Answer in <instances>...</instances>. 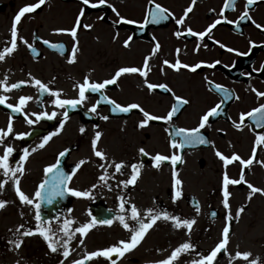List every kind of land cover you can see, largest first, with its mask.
Listing matches in <instances>:
<instances>
[{
  "label": "flooded vegetation",
  "instance_id": "af4514ba",
  "mask_svg": "<svg viewBox=\"0 0 264 264\" xmlns=\"http://www.w3.org/2000/svg\"><path fill=\"white\" fill-rule=\"evenodd\" d=\"M37 2L0 0V50L10 46L12 23L20 9ZM246 2L237 0L235 8L225 9L221 16L224 0H196L181 25L175 21L183 15L192 0H153L152 3L150 0H105L104 4H100L99 0H89L87 5L83 0H46L40 8L25 13L17 25V49L0 61V80L7 77L6 83L9 85L29 81L11 91L0 88V95L7 97L5 104L0 105V129L7 130L10 118L13 123V132L5 138V144L0 145V155L5 146L13 147L10 162L15 166L23 149H29L30 155L24 162L25 172L20 177V187L30 198H34L39 184L46 178L45 167L55 163L60 152L67 150L65 156L59 157L60 167L66 173H71L81 160L85 161L76 170L68 186L76 190H90L91 196L74 197L66 194L62 199L57 198L53 205L42 204L43 210L52 208L54 211L58 205L67 203L63 211L57 212L61 214V219L53 222L54 226L76 211L79 215L71 225L74 228L91 222L93 215L100 219L112 218L113 223L96 224L90 230L123 228L119 221V225L115 222L120 203L118 198L123 197L127 201L125 209L135 204L141 215L148 208L166 209L181 218L194 219L196 226L223 230L229 224L226 217L230 211L232 228L238 223L250 228H264V195L254 193L249 200L250 189L247 187V183H251L264 189V163L257 162H264V143L257 146L253 164L247 167L239 161H233L225 168L223 161L216 155L217 151L228 157L235 153L247 160L253 155L257 134L264 132L247 117L240 129L235 127V123L240 122L241 113L264 104V97L257 96L253 91L264 92V27H256V24L264 26V0H255L248 9L251 19L240 20ZM157 3L170 13L167 20L159 23L152 22L149 15ZM77 17L80 18V25L77 27L76 40L70 32L55 31L76 26ZM121 17L124 19L121 20ZM217 19L221 23L211 33L206 32L202 40L186 32L188 27L197 33L205 31ZM129 20L134 23H128ZM177 31L183 34L178 37L175 34ZM19 37L32 44L37 54H33ZM129 37L132 39L125 46L124 42ZM44 40L62 43L65 47L62 51L53 49L44 44ZM157 43L160 48L153 54ZM220 43L226 47H220ZM74 44L78 50L75 62L70 63ZM228 48L234 51L230 52ZM145 58H148L150 71L144 68ZM177 59L189 65L204 63L196 71L185 68L176 70L164 64L165 60L172 64ZM121 67H137L148 74L145 77L139 72L123 73L116 83L106 85L102 94L120 105L137 103L149 114L163 117L176 103V96L187 99L189 103L169 121H149L144 127H139V122L145 119L139 109H132L128 113L112 112V105L102 102L97 105L95 112H90L89 109L96 104L101 93L86 92L87 99L82 105L68 109L69 119L59 134L52 137L44 148L38 147L43 136L59 126L64 109L53 105L50 101L54 97L48 94L43 97L42 106L37 103L39 93L31 83L33 77L44 83L50 82V88L62 90V99H70L78 97V88L74 85L83 83L86 76L90 82H103L111 79ZM148 83L165 84L171 91L159 87L150 90ZM216 85L222 86L229 95L218 91ZM21 96H32L33 99L22 106L21 112H13L7 104H19ZM217 104L221 105L219 114L210 117L200 130L209 143L184 148L171 147L172 140L180 139L171 134L175 129L198 127L202 115ZM40 111H56L57 115L52 120L43 118L29 125L26 117L35 120L32 113ZM103 116L109 119L104 120ZM81 127L85 128L84 133L80 132ZM97 131L102 133L97 147L106 152L105 160L96 157L92 150L91 141ZM18 133L31 135L17 138ZM141 147L150 155L146 157L140 154ZM33 148L37 150L32 152ZM156 153L169 156L177 154L182 159L174 166L166 161L156 168L151 160ZM111 161H123L126 167L122 173H115L114 176V165L109 167V179L105 186L98 179L104 171L99 165L104 163L107 167ZM141 162L143 168L136 184L127 187L120 184L121 180L130 178L131 164ZM242 167L247 183L229 186L230 208L225 209L223 174L227 171L229 178L239 179ZM173 169L182 181L179 189L182 195L175 202L172 199ZM5 179L0 170V180ZM93 184L97 185L95 189L91 187ZM67 197H72L71 202ZM0 200L8 201L3 209L9 216L5 221L0 220V264L27 262L26 255L20 257L19 251L23 250L24 254L28 247L22 243L16 249L9 241L15 238L17 226L25 224L35 227V208L21 204L11 180L0 191ZM197 203L199 212L195 208ZM241 206L245 207V211L237 219L235 214ZM3 209H0V215ZM68 209L72 211L68 212ZM125 216L126 222L135 223L129 219L130 213L126 212ZM172 223L170 220L164 221L166 226H172ZM161 224L163 222L160 219L151 229ZM261 241L264 244V235Z\"/></svg>",
  "mask_w": 264,
  "mask_h": 264
},
{
  "label": "snow or ice",
  "instance_id": "6c2138e0",
  "mask_svg": "<svg viewBox=\"0 0 264 264\" xmlns=\"http://www.w3.org/2000/svg\"><path fill=\"white\" fill-rule=\"evenodd\" d=\"M153 0H150V3H152ZM237 0H224V5L221 9L220 15L223 16L225 9H234L236 5ZM255 0H247L245 5V11L240 16V20H243L245 18L251 19V17L248 15V9L254 4ZM46 3V0H38L37 3L27 5L20 9L19 13L15 16L12 27H11V41L10 46H5L3 50H0V61H4L7 55L12 54L17 49V39H18V27L17 25L21 21V18L25 15V13H29L34 11L37 8H40L42 5ZM83 3L85 5L89 4V0H83ZM100 4H104L105 0H99ZM196 0H192V3L189 5V7L184 11L183 15L177 19L175 22L177 25H181L184 23L185 17L188 16V14L192 11V6L195 5ZM153 11H150L149 15L151 17V21L155 23H159L162 20H167L169 17L168 9L163 8L160 4L154 5ZM115 11V9H113ZM117 15L119 13L117 12ZM124 18L121 17V20ZM226 19V18H225ZM147 22V17H146ZM128 23H134L133 21H128ZM221 20L217 19L213 24L209 25L208 29L202 32H195L191 27H188L186 29V32L190 36H197L201 40L204 38V36L207 33H211V30L216 27V25L220 24ZM228 23H234L233 21H228ZM255 23V21H253ZM80 25V18L77 17L76 26L72 27L71 29H56L57 32H70L71 36L74 40L77 38V27ZM84 27L90 28L91 25H84ZM143 27V25H141ZM257 28L264 27L260 24H256ZM178 37L181 36L183 33L180 31H177L175 33ZM19 39L27 45V47L32 51L33 54H37V49L30 43H28L27 40H24L23 37H19ZM132 39V37H129L128 40H126L125 46H128L129 41ZM44 44L48 45L50 48L57 49V50H63L64 45L62 43H50L48 40L43 41ZM220 47L224 48L226 47L223 43H220ZM160 48V45L157 43L155 45V48L153 49V54L156 50ZM199 48V45H197V50ZM78 48L77 45H73L72 49V56L69 60L70 63L75 62L76 56L75 53L77 52ZM228 51H234L232 48H228ZM179 52V49L177 50ZM204 62H198L194 65H189L187 63H182L179 59L175 61V63L170 64L169 61L165 60L164 64L169 65L173 69L179 70L180 68L190 69L192 71H196L201 67V64ZM215 63H219V61H216ZM209 67H212L213 65H208ZM144 68L148 69L150 71V67L148 65V58H145L144 61ZM139 72L141 76H147L148 72L144 71L142 69H139L137 67H121L115 75L111 79H106L103 82H90V79L88 76L84 78L83 83L74 85L75 88H78V97L77 98H70V99H62L61 93L62 90H53L49 87V83H44L38 78H32L31 83L33 86L37 87V91L39 93L37 98V103L39 105H43L44 100L43 97L45 94L51 95L54 97L50 102L58 106L61 109H64L62 115L63 119L60 121L59 126L55 129V131L48 132L46 135L43 136L41 143L38 145L39 148H44L45 145L49 142V140L59 134V132L64 128L65 122L69 119V112L68 109H75L78 106L82 105L83 102L87 99L86 92L91 93H101L100 98L96 101V104H93L92 107L89 109L90 112H95L97 105H99L102 102H107L112 105L111 111L112 112H122V113H128L132 109H139L145 119L139 122V127H144L149 123V121H156V120H164L169 121L171 120L176 113L189 101L187 99L181 98L179 96L175 97L176 103L172 105L171 110L167 113L166 116L160 117L156 115H151L147 111H145L139 104L137 103H131L127 106H122L119 103H117L115 100L109 99L105 95L102 94V90L105 89L106 85H112L116 83V80L118 77L121 76L123 73H137ZM30 75V74H29ZM7 77H5L4 80H0V88H3L4 91H11L12 89H17L23 84L29 83V81H19L17 83L7 84L6 83ZM147 87L151 89H155L157 87L164 89L166 91H171L170 88H168L165 84H152L148 83ZM218 91L224 92L225 96H228L229 93L223 89L222 86L216 85L215 86ZM253 91L256 92L257 96L264 97V92L257 91L256 89H253ZM7 97L0 95V105L5 104ZM33 99L32 96H21L19 98V104L12 105L7 104V107L11 109L13 112H21L22 106L25 105L26 102L31 101ZM221 105L217 104L214 107L210 108L205 114L202 115L199 126L192 129H185V128H178L175 129L172 135L179 137V141L172 140L171 147L172 148H184L185 146H191L195 144H207L209 143L208 140L205 139V137L201 134V129L205 127L207 122L209 121L210 117L216 116L219 114V109ZM33 116H35V120L33 119H27L26 122L29 125H32L38 121H40L43 118H46L48 120H52L54 117H56L57 113L56 111H52L51 113H48L46 111H40L38 113H32ZM249 118L252 123L260 129H264V104H260L258 107L250 110L247 113H241L240 116V122L235 123V127L237 129L241 128V125L244 123L245 118ZM102 119L107 120L109 119L108 116H103ZM13 132V123L12 119L10 118L7 125V130L0 129V145L5 144V138L9 137V134ZM80 132L84 133L85 128L81 127ZM17 138H23L26 136L31 135V133H18L16 134ZM102 136V133L97 131L95 133V136L93 140L91 141L92 150L96 157H99L101 160L106 159V152L98 149L97 144L98 141H100ZM264 143V132H260L256 136V140L254 142V147L252 150V157H250L247 160L242 159L238 154H233L231 157H228L221 152L217 151L216 155L223 161L225 168H227L228 165H230L233 161H239L240 164L244 167L250 166L253 164V158L256 156L257 152V146ZM37 149L33 148L32 152H35ZM66 151H62L59 153V157H63L66 154ZM14 152L13 147L11 146H5L3 154L0 155V170L3 171V175L6 178L5 180H0V191L4 189L5 184L8 182V180L13 181V187L15 190L16 195L19 197V200L21 204H26L29 206H34L35 208V227L26 226L25 224H21L17 226L15 229V238L10 240L9 243L13 244L16 249H19L23 243L22 237H27L31 235H35L39 233V235L44 239V241L47 243V247L50 250L51 253H57L61 249L62 256L66 259L68 258L70 252H69V242L75 237L76 233H79L81 236L80 244L84 243L83 237L89 232L91 228H93L96 224H106L111 225L113 223V219H100L97 216H92L91 222L84 223L79 227H76L75 229H71V225L74 223L72 219L69 218H63L62 223L58 226H54V221H58L61 219V214L57 213L52 216H45L42 210V204L47 205H53L54 202L57 201V198H64L66 194H71V196L74 197H90L91 191L90 190H76L74 188H71L68 186L69 182L71 181L73 175L75 174L76 170L81 167L82 164L85 163L84 160H81L79 163L76 164L75 168L72 170L71 173H66L61 167V160L58 157L55 161V163L48 165L44 169L45 173V179L39 184L37 190L35 191L34 198H30L27 194H25L20 187V177L23 176L25 172L24 168V162L27 159V157L30 155L29 149L24 148L23 154L19 158V162L16 163L15 166H12L10 162V157L12 156ZM139 153L143 156H149L150 154L141 147L139 149ZM182 158L181 156L177 154H173L171 156L164 155L160 153H156L151 157V160L153 162V166L156 168H160L161 164L166 161H170L171 164L174 166L178 161H180ZM258 163H264L261 161H257ZM114 165L115 172L112 174L113 176L115 173H122L123 169L126 167L125 162H115L111 161L108 163L107 167L104 163H101L99 167L103 169V174L98 177L99 181L103 182L105 186H107V182L109 179V173L108 168L112 167ZM131 175L130 178L127 180H121L120 184L124 185L125 187L129 185L136 184L140 174L141 169L143 168V163H132L131 164ZM19 173V175H17ZM173 177V196L172 199L175 202L179 197H181L182 192L179 190L180 186L182 185V181L177 178V173L175 169H173L172 172ZM242 182H245V176H244V168L241 169V174L239 179H231L229 178L227 171L223 174V206L225 209H229V197L231 196V192L229 190L230 185H239ZM92 189H95L97 187L96 184H93ZM247 187L250 189L248 199H251L252 194L254 193H260L264 195V189L255 187L251 183H247ZM120 200L119 203V209L118 214L115 216V219L119 221V223L122 225V227L126 230H129L131 232L130 240H120L117 245L109 246L104 249L95 250L91 252H87L84 255L83 259L73 260L72 264H85V261L91 260L93 258L97 257H104L111 259L112 255L118 254L119 257H123L124 254L130 250L135 249L141 241L144 239L146 233L149 229H151L158 220H170L172 221V226L176 229L180 228H186L191 231L193 228V225L195 224L194 219H187V218H181L178 215L170 213L168 210H158L157 208H148L143 212V215H141L140 210L137 208L135 204H132L130 208L125 209V203L127 201L123 197L118 198ZM38 201V202H37ZM8 203L6 200H0V209H3L5 205ZM196 211L199 212V206L198 203L195 206ZM71 209H68V212H71ZM245 211V207L241 206L236 211V218L238 219L242 212ZM130 213L129 219L134 221V224H130L126 222V216L125 213ZM23 216L24 213H21ZM91 215V213H90ZM213 216L215 213L212 214ZM226 219L229 221V224H226L225 227L222 230V239L216 244V246L207 254L203 255L201 259H193L192 261L188 262L185 261L184 264H213V261L217 259V254L221 253L222 250L226 251V246L229 243L230 238V222L232 219L231 212L229 211ZM63 234V235H61ZM64 237H67L66 239ZM195 245L191 242H183L179 244L174 250H172L171 254L163 260H160L156 262V264H172L173 261L178 260V258L181 256L182 253H187L190 250L195 249ZM252 253L250 251H236L235 256L233 259L241 258L245 261H249V264H258V259H251L249 260V257H251ZM59 264H64V260H60ZM112 264H116L115 260H112ZM231 264V262H230Z\"/></svg>",
  "mask_w": 264,
  "mask_h": 264
},
{
  "label": "rangeland",
  "instance_id": "374dc122",
  "mask_svg": "<svg viewBox=\"0 0 264 264\" xmlns=\"http://www.w3.org/2000/svg\"><path fill=\"white\" fill-rule=\"evenodd\" d=\"M6 214V215H5ZM3 209L0 220H7L9 216ZM76 211L65 216L64 218L76 221L78 218ZM11 217V216H10ZM163 224L158 228L149 230L141 243L133 250H130L120 257L116 264H156V262L166 259L179 244L183 242H191L196 247L187 253H182L178 260L172 264H184L185 261L193 259H201L203 255H207L216 244L222 239V229H206L194 225L191 231L186 228L176 229L173 226ZM118 225V220L115 221ZM76 226V225H75ZM71 229H75L70 226ZM63 235V234H61ZM264 235L263 227L250 228L247 225L238 223L232 229V235L226 246L225 254L217 257L213 264H249L241 258L233 259L236 251H250L252 253L249 260L259 258L258 264H264V244L261 241ZM131 232L124 228H109L106 230H89L83 237L84 243L80 244L81 236L79 233L69 242V256L64 258L62 251L51 253L47 247V243L39 235V233L27 237H22L23 243L28 247V251L23 254V250L19 251L20 257L26 255L27 262L19 264H59L60 260H64V264H72L73 260L84 257L85 253L104 249L109 246L117 245L120 240H130ZM65 239L67 237H64ZM24 249V247H23ZM89 264H112L108 258L97 257L90 260Z\"/></svg>",
  "mask_w": 264,
  "mask_h": 264
},
{
  "label": "water",
  "instance_id": "95a60500",
  "mask_svg": "<svg viewBox=\"0 0 264 264\" xmlns=\"http://www.w3.org/2000/svg\"><path fill=\"white\" fill-rule=\"evenodd\" d=\"M62 206L63 205L60 204L55 209L58 211ZM56 210H54V211H56ZM43 212H44V210H43ZM48 214H52V213H48ZM230 234H231V227H230ZM223 254H224V250H222L221 253H218L217 256L221 257ZM117 258H118V255H113L112 256V260H116ZM88 262H89V260L88 261H85V264H87Z\"/></svg>",
  "mask_w": 264,
  "mask_h": 264
}]
</instances>
